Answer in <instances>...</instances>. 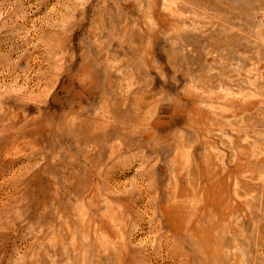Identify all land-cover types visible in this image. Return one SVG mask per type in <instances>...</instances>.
<instances>
[{
    "label": "rangeland",
    "instance_id": "rangeland-1",
    "mask_svg": "<svg viewBox=\"0 0 264 264\" xmlns=\"http://www.w3.org/2000/svg\"><path fill=\"white\" fill-rule=\"evenodd\" d=\"M0 264H264V0H0Z\"/></svg>",
    "mask_w": 264,
    "mask_h": 264
}]
</instances>
